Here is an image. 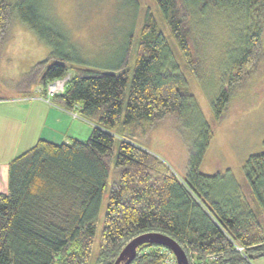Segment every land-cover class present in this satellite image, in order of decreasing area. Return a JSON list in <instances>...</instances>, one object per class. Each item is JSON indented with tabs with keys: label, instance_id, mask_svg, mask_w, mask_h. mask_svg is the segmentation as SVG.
<instances>
[{
	"label": "trees",
	"instance_id": "1",
	"mask_svg": "<svg viewBox=\"0 0 264 264\" xmlns=\"http://www.w3.org/2000/svg\"><path fill=\"white\" fill-rule=\"evenodd\" d=\"M154 1L194 79L200 77L206 54L198 20L213 15L240 23L237 72L225 77L212 102L219 124L229 112L232 94L261 57L264 0ZM16 17L51 48L49 57L15 85L18 97H46L51 82L69 76L64 92L51 102L76 109L94 128L85 141L39 139L9 162L8 192H0V264H114L123 248L144 233L174 239L190 264H251L264 257V153L251 155L242 167L245 194L237 181L227 185L220 173H201L215 135L207 120L198 131L185 177L144 144L165 118L185 121L191 110L200 113L187 75L150 9L139 32L130 85L126 70L83 68L75 45L46 22L38 0H0V53ZM128 59L127 53L122 68ZM112 172L116 178L93 258ZM212 255L219 258L210 261ZM172 256L166 247L146 243L131 264H167Z\"/></svg>",
	"mask_w": 264,
	"mask_h": 264
},
{
	"label": "rangeland",
	"instance_id": "2",
	"mask_svg": "<svg viewBox=\"0 0 264 264\" xmlns=\"http://www.w3.org/2000/svg\"><path fill=\"white\" fill-rule=\"evenodd\" d=\"M38 8L46 22L61 30L75 45L78 56L85 62L80 63L83 68L115 73L126 70L129 85L133 77L139 32L150 9L169 40L176 60L187 75L188 88L197 97L200 113L191 110L185 121L165 118L152 130L144 144L179 177H185L198 131L207 120L214 128L215 135L200 167L201 173H220L224 177V183L231 185L237 181L244 193H249L242 167L251 155L264 153V35L261 57L249 69L238 90L232 94L225 119L217 124L212 112V102L220 96L225 77L228 79L237 72L235 62L243 36L240 23H234L229 17L222 20L213 15L198 20V37L203 41L206 54L200 77L194 79L185 67L154 0H38ZM7 40L0 53V96L7 95L8 99L14 100L21 93L19 87L16 88L18 81L36 64L46 60L51 48L17 17L13 19ZM127 53L129 59L122 68V61ZM39 94L34 93L32 97L37 98ZM16 102L0 101L1 192H8V170L5 172L1 164L2 151L7 142L5 137L19 120H22L24 127V122L29 117V109L21 106L24 102ZM33 103L39 107L41 102L35 99L27 102L28 105ZM38 109L33 113L38 112ZM27 138L28 135L23 142ZM118 146L119 140L115 146L116 151ZM23 152L24 149L21 153ZM115 178L116 175L112 172L98 217L93 258H96L98 252L110 187ZM261 219L264 221V217ZM172 257H168L170 262L167 264H172ZM251 264H264V257L255 259Z\"/></svg>",
	"mask_w": 264,
	"mask_h": 264
},
{
	"label": "crops",
	"instance_id": "3",
	"mask_svg": "<svg viewBox=\"0 0 264 264\" xmlns=\"http://www.w3.org/2000/svg\"><path fill=\"white\" fill-rule=\"evenodd\" d=\"M5 80L3 81L5 82ZM30 99L41 102L38 104L39 107L35 103L28 105L27 102ZM11 100L1 98L0 101L12 103L16 100L17 104L24 102V105L21 106L29 109V117L24 122V127H22V120H19L18 123L13 125L7 137H5L7 142L5 143L6 148L2 151L3 161L1 163L5 172L8 170V164L12 159L20 155L23 149L26 151V149L33 147L39 139H46L57 143L69 142L72 139L85 141L89 138L94 128L91 122L75 114L77 113L76 109L67 110L62 102H58L57 104L49 103L41 94L37 98L31 96L26 98L18 97ZM35 107L39 109L34 114ZM27 135L28 138L23 142ZM4 180L5 185L3 189L6 187V179Z\"/></svg>",
	"mask_w": 264,
	"mask_h": 264
},
{
	"label": "water",
	"instance_id": "4",
	"mask_svg": "<svg viewBox=\"0 0 264 264\" xmlns=\"http://www.w3.org/2000/svg\"><path fill=\"white\" fill-rule=\"evenodd\" d=\"M146 243L166 247L174 255L176 264H190L185 250L174 239L161 233H144L132 239L121 251L114 264H131L136 258L138 248Z\"/></svg>",
	"mask_w": 264,
	"mask_h": 264
},
{
	"label": "built area",
	"instance_id": "5",
	"mask_svg": "<svg viewBox=\"0 0 264 264\" xmlns=\"http://www.w3.org/2000/svg\"><path fill=\"white\" fill-rule=\"evenodd\" d=\"M69 79V77H65V78H61V79H57L53 82H51L48 87H47V94L45 99L47 100V102L51 103V101L53 100V98L57 95H61L64 90H65V85L67 80ZM219 258L218 255H212L209 257L210 261H215ZM172 264H175V260H173L172 257ZM169 259H167V263H169Z\"/></svg>",
	"mask_w": 264,
	"mask_h": 264
}]
</instances>
